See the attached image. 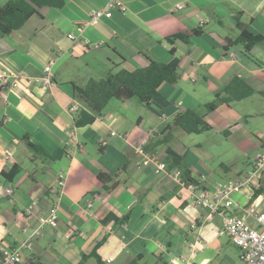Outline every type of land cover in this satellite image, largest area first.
Instances as JSON below:
<instances>
[{
  "label": "crops",
  "instance_id": "obj_1",
  "mask_svg": "<svg viewBox=\"0 0 264 264\" xmlns=\"http://www.w3.org/2000/svg\"><path fill=\"white\" fill-rule=\"evenodd\" d=\"M118 1L125 9H111V16L95 25L87 23L89 13L105 8L108 0H65L62 7L40 9L9 36L0 34V69L40 78L50 63L52 74L49 85L24 78L15 88L0 84L1 185L12 188L9 194L0 189V195L10 200L0 202V245L11 247L26 240L38 215L56 199V226L42 227L30 247L22 249L19 264H127L138 254L147 264H159V253L167 264H244L238 247L222 232L223 215L195 202L187 187L179 191L170 167L158 175L149 167H137L139 155L133 145L153 130L144 146L148 153H164L166 145L161 148V141L174 115L186 108H203L207 120H213L223 133L228 130L225 137L253 145L251 165L264 147V97L259 93L264 90V41L251 49V57L224 46L238 37V13L252 31L264 35V0ZM179 3L182 8H175ZM200 19L205 22L199 24ZM192 30L200 33L191 34L188 43L166 40L171 34ZM86 41L99 46L87 47ZM230 52L236 57L229 58ZM141 53L180 61L179 79L159 87L163 99L146 106L136 98L120 103L110 100L93 124L76 126L77 111L71 109L78 103L73 84L84 85L90 77L119 68L141 67L145 64ZM234 75L244 78L256 92L207 113L204 104L222 94ZM177 129L171 130L172 136ZM24 135L48 153L58 148L67 153L51 160L26 147ZM252 135L258 145L250 139ZM170 147L183 156L181 173L188 170L201 187L239 179L250 168L234 177L213 175L206 167L212 154L203 155L198 149L182 153L178 144ZM15 165V176L5 179L2 173ZM219 167L225 174L231 171L222 161ZM60 173H64V184L54 192L51 187ZM99 173L116 174L108 183L112 188L102 187ZM263 178L264 173L260 178L264 189ZM232 198V211L250 223H254L251 208L264 211L263 195H254L252 185H243ZM109 212L129 217L122 223L102 222ZM98 242L101 263L94 256L83 260Z\"/></svg>",
  "mask_w": 264,
  "mask_h": 264
},
{
  "label": "trees",
  "instance_id": "obj_2",
  "mask_svg": "<svg viewBox=\"0 0 264 264\" xmlns=\"http://www.w3.org/2000/svg\"><path fill=\"white\" fill-rule=\"evenodd\" d=\"M65 0H5L0 2V34L9 36L13 31L19 29L26 20L40 9L45 7H62ZM241 13L235 16V25L239 31L238 37L235 40H229L224 46V50L230 49L232 46L240 44L243 52L251 55V49L260 45L264 41V35L254 32L250 29L249 24L240 19ZM198 30H192L189 33H175L166 37L169 44L175 40L188 43L191 34H199ZM170 52H174V48L170 47ZM145 59V64L135 69L119 68L115 72L108 73L104 76L90 77L84 85L73 84L72 94L74 99L80 104L77 110L74 124L78 127L93 124L96 117L100 116L103 109L111 99H117L119 102H125L131 98H137L139 103L146 106L152 100H162L163 96L159 91V87L164 82L175 83L179 79V59L173 57L170 61H162L154 59L145 53H141ZM256 90L244 78L239 75H234L231 80L224 85L222 94H216L214 99L204 104L207 113L214 111L218 105L230 104L233 101H238L251 96ZM264 97V90L259 91ZM179 128L186 133H202L213 129L212 124L207 120L205 114L200 113L197 109L186 108L178 111L171 122L167 125L166 135L161 143H167L172 136L171 130ZM228 130H224L226 135ZM117 134V133H116ZM115 135V134H114ZM22 142L30 150L40 153L51 160H57L62 155L67 153L65 148H58L51 153L44 150L42 146L33 142L28 135H24ZM146 152L147 149L144 146ZM165 157L169 158L173 165H183V156L173 150L170 146L164 149ZM18 167L13 166L7 173H2V176L11 180ZM116 174L102 175L98 177L103 182L104 189H110L113 185L108 183L113 180ZM181 177L188 182H194L196 179L189 176L188 170L181 173ZM195 183V182H194ZM254 195L261 194L264 189L261 185L253 186ZM129 215L126 213L118 216L115 212H109L102 222L114 220L116 222H125ZM92 253L83 256V260L89 256H94L98 263L99 257L96 253V247ZM159 259V264H167L162 253L156 255ZM82 260V261H83ZM127 264H147L142 254L136 255Z\"/></svg>",
  "mask_w": 264,
  "mask_h": 264
},
{
  "label": "built area",
  "instance_id": "obj_3",
  "mask_svg": "<svg viewBox=\"0 0 264 264\" xmlns=\"http://www.w3.org/2000/svg\"><path fill=\"white\" fill-rule=\"evenodd\" d=\"M183 4L179 3L175 5V8H182ZM118 8L124 10V5L118 0H108L105 8L93 9L89 13L88 24L95 25L103 17L111 16V9ZM204 19H200L199 24H203ZM70 37L74 38L72 33ZM87 47L97 48L99 43L86 41ZM229 58H235L236 54L230 52L227 54ZM51 64L48 63L44 66V75L40 78L23 77L20 74L8 70L0 69V84L2 86H8L15 88L19 85L21 79H25L29 83L39 82L42 85H49L51 83ZM80 108V104L74 103L71 106L73 111H77ZM112 135L116 134L115 131L110 132ZM153 135V130H149L148 136L142 141L133 145L134 151L139 155L136 160L137 167H149L155 175L167 172L165 169V163L156 154L148 153L144 149V145L148 141L149 137ZM102 144H106L103 140ZM251 168L239 179H228L225 182L217 181L210 188L201 187L194 182L185 181L181 174L175 175L176 182L179 186V191L183 188L190 190L191 198L198 204L209 206L214 211H219L224 218L222 232L226 233L231 241L239 249L240 260L244 264H264V211H255V208H251L250 212L254 217V223H250L245 217L236 215L232 210L234 208V200L232 193L239 190L243 185L256 186L260 184V175L264 173V147L256 155L255 159L251 163ZM64 184V173H60L57 179V184L51 187V190L57 192L59 187ZM0 189H3L6 193H11L12 188L3 187L0 183ZM92 204L87 203L90 207ZM32 204L25 208L26 212H30ZM58 221V201L52 200L47 206L46 210L38 215L37 225L28 235L27 239L17 243L14 246H1L0 245V264H19L21 262V251L23 248H28L31 245V240L40 234L43 226H56ZM172 261L173 258L171 259Z\"/></svg>",
  "mask_w": 264,
  "mask_h": 264
},
{
  "label": "rangeland",
  "instance_id": "obj_4",
  "mask_svg": "<svg viewBox=\"0 0 264 264\" xmlns=\"http://www.w3.org/2000/svg\"><path fill=\"white\" fill-rule=\"evenodd\" d=\"M211 24L213 23H210L208 26H210ZM231 48L237 51L239 50L240 53L243 52L242 46L240 44L232 46ZM111 100L112 101L110 102L120 103L117 99H111ZM199 111L201 113L204 110L203 108H201ZM208 121L212 124V126L214 125L213 129L198 134L186 133L185 131L177 129L178 131H176L174 135L170 137V141L161 144V148H164V145L174 146L178 144L180 147L179 151L182 153L185 152L187 149H189L190 151H195L198 149L201 153H203V155L212 154L213 155L211 157L212 159L210 158L208 161L206 160L208 162L206 164V167H208L212 171L213 175L221 174L222 176L227 175L230 177H234L236 173H238L241 169L249 167L250 165L249 162L253 159V155H254L253 145L237 144L235 141L229 139L228 137H225L222 130H220L217 126H215L213 120L210 119ZM218 124L221 125V122H218ZM250 139L254 142L256 140V137L252 135ZM255 143L258 145L259 144L258 140H256ZM158 157L164 161L165 169L167 171L168 168L170 167L174 175L181 174L183 165H178V164L173 165L171 160L169 158H166L163 152L161 154H158ZM220 161L230 166L231 171H229L228 174H225L223 172V169L219 167ZM251 167L252 166L250 165V168ZM261 176L262 175H260V178ZM3 180L4 179L0 176V183L4 182ZM263 185H264V178H263ZM261 194L263 195L262 202H264V191ZM9 201L10 200L8 198L0 195V202H9ZM21 259H22V255H21Z\"/></svg>",
  "mask_w": 264,
  "mask_h": 264
}]
</instances>
